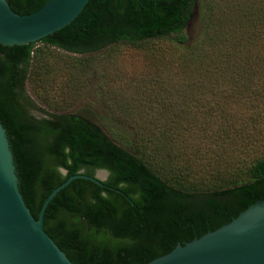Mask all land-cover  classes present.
Segmentation results:
<instances>
[{
  "label": "trees",
  "instance_id": "1",
  "mask_svg": "<svg viewBox=\"0 0 264 264\" xmlns=\"http://www.w3.org/2000/svg\"><path fill=\"white\" fill-rule=\"evenodd\" d=\"M45 1L5 0L18 14ZM194 5L199 33L187 43L184 28ZM220 5L216 0H87L59 29L35 41L0 44V125L29 213L36 218L45 196L69 175L106 171L101 184L72 178L44 208L43 231L73 264H141L228 222L255 200L264 201V153L244 164L216 163L205 182L191 178L192 171L178 160L177 153L184 154L205 129L200 114L189 110L202 94L224 93L234 102L235 108L218 115L221 120L263 98L264 13L246 17L251 27L245 28L233 18L234 10ZM154 40L183 56L196 80L195 88L174 91L180 101L177 96L169 102L170 88L159 94L160 108L179 109L161 117L164 123L154 114H132L128 137L107 133L78 112L32 113L36 105L24 86L38 95L34 87L43 89L61 73L57 64L85 72L94 63L93 52L110 56L121 46L143 48ZM73 80L69 77V87ZM245 113L248 120L261 116L256 110ZM215 122V132L230 139L217 128L221 121L215 115L207 124ZM192 123L196 128L190 129ZM173 143L179 148L173 150Z\"/></svg>",
  "mask_w": 264,
  "mask_h": 264
},
{
  "label": "rangeland",
  "instance_id": "2",
  "mask_svg": "<svg viewBox=\"0 0 264 264\" xmlns=\"http://www.w3.org/2000/svg\"><path fill=\"white\" fill-rule=\"evenodd\" d=\"M216 1L224 3V7L220 6L225 10L228 8L234 10L233 18L243 21L245 28L249 26V18L246 17H256L264 13V0ZM244 10L245 12L242 13ZM184 32L187 43L194 42L198 36L199 19L196 5ZM147 45L143 48L121 46L110 56L101 51L93 52L91 55L94 56V63L85 72L75 70L70 65L66 67L57 64L61 73L43 89L34 87L38 95L28 83L24 86L25 93L36 105L32 113L40 116L43 113L40 109L78 112L95 121L105 132L111 131L118 135H128V137L131 136L134 126L132 114L135 116L154 114L157 122H162L161 117L172 116L171 108L178 113L177 106L166 105L167 108H160L159 94L170 88L172 98L168 100L175 101L179 93L175 95L174 91L187 85L195 88L196 80L188 71L183 56L170 50L167 42L154 40ZM69 77L74 78L71 87L67 84ZM262 91L263 98L245 108L247 112L256 110L261 114L260 118L253 120H248L243 108L239 110L240 113L229 118L225 116L226 119L221 120L218 115H225L227 110L235 108L234 102L227 101L224 93L214 94L212 98L208 94H202L193 103L196 105L195 108L191 107L189 110L200 114L199 118L202 119L201 124L205 126V129L188 142L190 144L184 148V154L177 153L179 162L192 171L189 173L191 178L200 182L208 181L216 163L219 164L218 167L232 162L244 164L264 153V89ZM180 99L181 97L178 96L177 100L180 101ZM141 100L145 103L144 105L140 102ZM136 103L142 104L141 107L135 106ZM213 115L221 121L217 128L223 130L230 139H223V135L215 132L214 127L217 122L207 124ZM190 125V129L196 128L193 127L196 123ZM188 139L192 137L189 136ZM244 144L248 146L245 147ZM178 148V143H173V150ZM165 164L166 162L163 166ZM168 164L174 166L175 157L169 160ZM94 173L101 178L106 177V171L103 169H97Z\"/></svg>",
  "mask_w": 264,
  "mask_h": 264
},
{
  "label": "water",
  "instance_id": "3",
  "mask_svg": "<svg viewBox=\"0 0 264 264\" xmlns=\"http://www.w3.org/2000/svg\"><path fill=\"white\" fill-rule=\"evenodd\" d=\"M86 1L46 0L35 10L18 14L0 0V44L35 41L69 23ZM77 177L98 184L104 179L95 173L69 175L49 191L34 218L17 190L11 153L0 125V264H73L43 231L42 214L56 191ZM141 264H264V201L255 200L228 222L179 241L168 252Z\"/></svg>",
  "mask_w": 264,
  "mask_h": 264
}]
</instances>
